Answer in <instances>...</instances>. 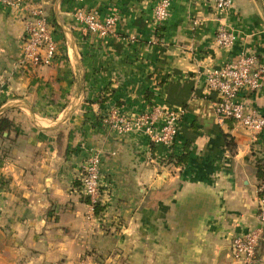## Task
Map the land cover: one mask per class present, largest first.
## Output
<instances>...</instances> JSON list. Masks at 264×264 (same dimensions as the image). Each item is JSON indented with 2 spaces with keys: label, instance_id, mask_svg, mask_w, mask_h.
<instances>
[{
  "label": "crops",
  "instance_id": "crops-1",
  "mask_svg": "<svg viewBox=\"0 0 264 264\" xmlns=\"http://www.w3.org/2000/svg\"><path fill=\"white\" fill-rule=\"evenodd\" d=\"M23 2L0 6V117L15 126L0 138V264H245L231 240L258 226L264 130L218 125L204 80L241 53L264 65V0H232L225 12L171 0L160 26L154 0ZM31 5L44 9L57 55L24 69ZM78 9L116 16L113 34H89ZM220 23L235 34L227 50L215 46ZM243 96L264 116V79ZM152 105L184 110L170 149L103 123L112 108L137 114ZM93 151L98 212L79 182ZM250 264H264V242Z\"/></svg>",
  "mask_w": 264,
  "mask_h": 264
},
{
  "label": "built area",
  "instance_id": "built-area-1",
  "mask_svg": "<svg viewBox=\"0 0 264 264\" xmlns=\"http://www.w3.org/2000/svg\"><path fill=\"white\" fill-rule=\"evenodd\" d=\"M214 10L225 12L232 7V0H206ZM0 6L19 8L23 0H0ZM171 0H154L152 20L157 26L164 24L169 17ZM22 37V50L19 64L24 69L49 66L57 55L53 30L41 6L31 5ZM75 21L90 34L107 37L114 32L116 16L98 19L92 13L78 9L74 12ZM133 39V38H132ZM234 32L220 23L214 38L218 49H230L235 41ZM264 65L259 64L253 54L241 53L236 59L229 60L220 67L205 72V88L216 95L213 100L214 119L218 125L233 121L251 134L264 130V116L246 103L243 94L257 92L263 84ZM184 110L152 105L137 114L121 113L112 108L103 123L111 130L126 134L142 132L152 143L172 148L179 130V122ZM101 158L96 151L90 152L81 167L80 192L88 200L91 211L101 203L100 194ZM258 226L248 234L236 236L231 240L233 258L250 264L264 242V162L262 174L256 189Z\"/></svg>",
  "mask_w": 264,
  "mask_h": 264
},
{
  "label": "trees",
  "instance_id": "trees-1",
  "mask_svg": "<svg viewBox=\"0 0 264 264\" xmlns=\"http://www.w3.org/2000/svg\"><path fill=\"white\" fill-rule=\"evenodd\" d=\"M50 22L53 25L51 20H50ZM14 130H15V126H14V124L11 121H9L6 118L0 117V138L3 139V134L4 133L9 134L10 131H14ZM228 145H229V147L231 146L230 144H228ZM261 174H262V170H261ZM95 212H98V210H96V208H95Z\"/></svg>",
  "mask_w": 264,
  "mask_h": 264
}]
</instances>
